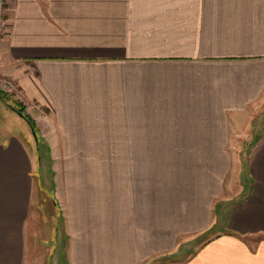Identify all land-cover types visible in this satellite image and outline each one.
<instances>
[{
  "label": "crops",
  "instance_id": "1",
  "mask_svg": "<svg viewBox=\"0 0 264 264\" xmlns=\"http://www.w3.org/2000/svg\"><path fill=\"white\" fill-rule=\"evenodd\" d=\"M6 14L0 76L18 90L6 106L26 120L9 106L23 104L37 130L26 120L24 140L0 108V264H36L45 240L44 146L118 161L54 184L67 264H158L194 236L171 264H264V0H6ZM243 158L245 196L219 217Z\"/></svg>",
  "mask_w": 264,
  "mask_h": 264
},
{
  "label": "rangeland",
  "instance_id": "2",
  "mask_svg": "<svg viewBox=\"0 0 264 264\" xmlns=\"http://www.w3.org/2000/svg\"><path fill=\"white\" fill-rule=\"evenodd\" d=\"M0 77L1 80H5L3 76ZM10 102L11 99L0 100V108H5V106ZM3 111L4 113H2L1 118H3L4 114H6V120L4 122L10 127L13 126V128L16 129V133L24 138V140L27 141L30 139L31 137H28L32 132L29 123H27V121L21 118L18 114L14 113L10 108H8V106H6V109H3ZM1 121H3V119H1ZM41 147H43V145H41ZM38 154L41 156V158H38L36 163L37 167H39L36 177L41 179L46 190V192L42 194L43 198L40 201L41 205H39L38 211V216L41 220L39 224L40 233L41 229L43 228L45 236L42 237L45 240L43 241L40 239L41 241L39 243L35 242V253L30 255V260L34 261L36 264H41L43 262L46 264H67L65 256L67 236L64 232V218L62 215L63 211L56 203V199L53 198L55 188L54 184L55 182L65 183L68 179V172L70 168L74 169L75 167L79 166H89V168L93 169L94 171V169L98 167H103L106 165H118V161L52 159L48 157L45 146L41 149V152L39 151ZM176 162H181V160H158L159 172L165 169V164H177ZM231 165V171L224 180V196L217 204L216 212L219 217L220 214L222 215L225 213V206L230 204L227 203L225 199H233L234 201H237L242 199L246 192L245 185H247L249 179V174L247 172V160L244 158L231 160ZM93 177L98 178L100 181L101 177L98 175ZM224 218L225 217H223L222 221H224ZM199 240L200 239L196 236L191 237L189 241H185L187 243H185L186 245L183 252L176 254L175 256L159 257L158 264H171L186 260L195 251Z\"/></svg>",
  "mask_w": 264,
  "mask_h": 264
},
{
  "label": "built area",
  "instance_id": "3",
  "mask_svg": "<svg viewBox=\"0 0 264 264\" xmlns=\"http://www.w3.org/2000/svg\"><path fill=\"white\" fill-rule=\"evenodd\" d=\"M6 15H7L6 14V0H0V37L4 34V32L6 31L8 27V19ZM0 88L4 92L10 93V94H14L18 91L14 82L10 80L6 81V79L1 80V77H0Z\"/></svg>",
  "mask_w": 264,
  "mask_h": 264
},
{
  "label": "trees",
  "instance_id": "4",
  "mask_svg": "<svg viewBox=\"0 0 264 264\" xmlns=\"http://www.w3.org/2000/svg\"><path fill=\"white\" fill-rule=\"evenodd\" d=\"M13 96H14L13 94L6 93L0 88L1 99L8 100V99H12ZM9 106L13 107L19 114H23L24 118L31 124L33 130L36 132L37 130L36 124L33 122L32 118L28 114H26V109L23 106V104L14 102V105H9Z\"/></svg>",
  "mask_w": 264,
  "mask_h": 264
}]
</instances>
